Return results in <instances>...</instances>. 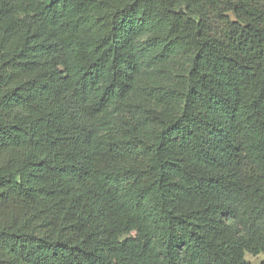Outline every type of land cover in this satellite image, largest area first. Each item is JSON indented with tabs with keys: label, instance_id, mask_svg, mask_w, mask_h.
<instances>
[{
	"label": "trees",
	"instance_id": "1",
	"mask_svg": "<svg viewBox=\"0 0 264 264\" xmlns=\"http://www.w3.org/2000/svg\"><path fill=\"white\" fill-rule=\"evenodd\" d=\"M264 264V0H0V264Z\"/></svg>",
	"mask_w": 264,
	"mask_h": 264
},
{
	"label": "rangeland",
	"instance_id": "2",
	"mask_svg": "<svg viewBox=\"0 0 264 264\" xmlns=\"http://www.w3.org/2000/svg\"><path fill=\"white\" fill-rule=\"evenodd\" d=\"M246 259L253 263V264H257L260 260H262L263 256L262 255H258V256H252L250 254H246Z\"/></svg>",
	"mask_w": 264,
	"mask_h": 264
}]
</instances>
